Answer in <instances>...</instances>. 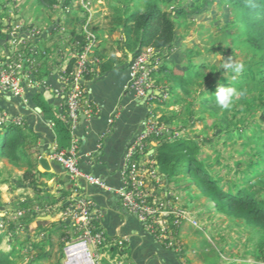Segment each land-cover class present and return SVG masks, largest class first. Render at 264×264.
I'll return each mask as SVG.
<instances>
[{
    "label": "rangeland",
    "instance_id": "obj_1",
    "mask_svg": "<svg viewBox=\"0 0 264 264\" xmlns=\"http://www.w3.org/2000/svg\"><path fill=\"white\" fill-rule=\"evenodd\" d=\"M137 1L145 4L146 0H58L51 8L38 0H0V59H5L9 54L32 55L34 62L30 68L39 74L48 55L45 34L61 30L58 33L68 60L82 42L79 36L80 32L84 36L88 26L86 20L103 17L102 22L109 23L111 19L123 15L128 7L138 12ZM160 4L172 12L177 29L174 45L167 48L168 53L161 58L158 54L160 63L156 69V82L165 88L172 86V90L164 91L157 98L155 118L164 124L169 133L173 132V136L197 140L201 160L220 178L226 189L234 191L239 185H253L260 176H251L257 174L260 166L257 147L251 139L258 133L264 139V122L260 120L264 107V63L257 61L252 49L236 43V36L238 39L241 33L238 32L235 12L227 3H220V0H175L172 3L160 0ZM182 6L188 8L186 16L177 13ZM66 19L67 25L64 24ZM95 31L98 43L100 31L97 28ZM174 51L179 53L176 63L182 67L181 70H186L190 63L210 65L204 69L203 76L188 84V91L174 86L159 70L161 64L166 62L169 68L180 71L168 57ZM229 57L242 61L245 70L238 75L224 73L221 66ZM218 84H231L244 95L236 99L230 109H212L203 104V100L206 97L215 99ZM226 111L230 125L221 120ZM244 125L246 130L242 134L240 129ZM3 135L4 132H0V143ZM17 174L15 169L2 168L0 180H17ZM165 183L163 180V185ZM168 185L171 191L169 196L164 193V186L158 188V195L161 203H168L173 209L171 219L181 210L187 214L178 228L172 229L173 235L170 236L174 244L179 245L178 248L185 246L186 252L191 253L187 262H257V243L261 238L259 228L240 217L218 211L214 202L201 192L188 173ZM19 207L22 206L15 204L10 209L0 208V225L5 223L4 227L0 226L3 235L1 248L6 251L14 249L15 264H63L68 244L81 238L82 232L60 219L50 223L41 218L43 225L33 227L29 218L31 215L36 219L49 213L55 215L56 212L49 208L37 210L33 207L30 208L29 217L26 214L19 216ZM16 221L23 227L15 229ZM33 242L43 245L48 256L37 259L41 249L33 247ZM110 248H92L97 264H102L104 258L116 263L121 261V251L113 254Z\"/></svg>",
    "mask_w": 264,
    "mask_h": 264
},
{
    "label": "crops",
    "instance_id": "obj_2",
    "mask_svg": "<svg viewBox=\"0 0 264 264\" xmlns=\"http://www.w3.org/2000/svg\"><path fill=\"white\" fill-rule=\"evenodd\" d=\"M102 20L103 17L86 20L88 26L84 35L86 31H95L96 28L100 31L96 50L101 61L94 73L83 81L86 95L81 123L76 130L70 131V145L77 141L83 168L102 178L105 186L91 184L85 179L75 182L62 164L51 159V168L46 170L39 161L42 156L49 158L50 153L59 147L55 119H62L66 123L65 72L76 63L75 56L67 60V55H64L65 46L61 43L58 33L61 30L58 29L44 35L48 55L41 72L34 73L32 81L24 83V95H10L0 88V107L13 119L22 118L23 124L20 126L34 137L32 154L23 156L20 165L0 157V169H15L19 175L18 181L5 179L1 182V209H10L20 203H32L35 209L49 205V210L56 212L55 215L49 213L31 220L33 227L40 228L43 224L39 223V219L50 223L59 219L64 221L60 212L65 206L79 198H88L96 206V225L110 237L124 240L121 247L124 251L119 255L122 262L125 260L124 264H190L187 260L191 253L186 252L185 246L178 249L160 241L136 214L121 203L118 189L123 181L126 152L144 130L146 121L157 113L156 100L162 95L152 94L146 99V96H138L129 90L130 63L134 52L126 43L124 19L115 17L106 24ZM64 24H69L67 19ZM156 52L160 58L168 53L167 48L157 49ZM178 54V51H174L168 57L181 70L182 67L176 63L180 57ZM155 89L166 91L158 82ZM37 94L47 103V111L36 102ZM156 146L152 144L150 151L155 153ZM31 158L34 159V166L29 165ZM33 168V179L20 183L24 172ZM160 173L161 180L154 181V184L157 188L164 186V193L169 196L171 191L168 184L172 181L164 178L161 170ZM163 180L166 182L164 185Z\"/></svg>",
    "mask_w": 264,
    "mask_h": 264
},
{
    "label": "trees",
    "instance_id": "obj_3",
    "mask_svg": "<svg viewBox=\"0 0 264 264\" xmlns=\"http://www.w3.org/2000/svg\"><path fill=\"white\" fill-rule=\"evenodd\" d=\"M46 7H52L58 0H38ZM169 3L175 0H166ZM227 3L232 7L237 18L238 32L241 34L236 36V43L245 45L252 49L257 56V61L264 63V0H220V3ZM138 4V12H133L129 7L119 17L124 19V34L126 43L129 49L133 50L135 57L145 46H152L155 49L170 48L174 45L177 26L172 17V12L164 9L160 0H146L145 4ZM181 16L188 14V8L182 6L177 10ZM243 37V38H242ZM242 38V40H239ZM82 42L85 41L84 36H80ZM168 63L161 64L159 70L163 71L173 85L188 91V84L195 78L204 75V69L210 65H197L194 63L188 64L186 70H176L169 68ZM91 76L88 75L87 78ZM172 90V86H167L166 90ZM36 102L44 109L48 110L47 103L42 100L39 95L35 96ZM203 104L208 105L212 109H217L215 99L206 97ZM169 122V119H164ZM221 120L230 125V119L227 111L222 115ZM260 120L264 122V107L260 114ZM56 132L59 139L58 149L67 148L71 142V129L62 119H55ZM247 127V126H246ZM245 125L240 129L241 133H245ZM34 137L28 135L24 128L15 123H11L6 127L2 142L0 143V157H6L12 164L20 165L23 156L32 154ZM257 147V154L260 168L256 170L260 176L255 179L253 185H239L234 191L228 190L221 183L220 178L215 175L201 160L200 145L197 140L173 136V132L169 133L166 130L160 138L154 156L157 160L161 172L169 181L176 179L179 176L189 174L194 179L195 184L210 200L214 202L215 208L225 214L237 216L259 228L260 240L257 243L259 249V257L256 263L245 264H264L259 261H264V139L258 133L257 136L251 139ZM34 159L29 161L30 166H34ZM35 175L34 168L28 169L20 179V183H25L32 180ZM3 180H0V185ZM2 192L0 190V208L3 205ZM22 207L33 208L32 203H21ZM30 216L28 211L26 214ZM30 221L34 218L30 217ZM43 220L39 219L42 225ZM3 235L0 233V264H15L13 258L14 249L6 251L1 248ZM33 247L41 249L37 259L48 256L45 254L43 245L38 242H33ZM113 254L117 251H124L118 246H111ZM237 263V262H235ZM102 264H114L107 258H104Z\"/></svg>",
    "mask_w": 264,
    "mask_h": 264
},
{
    "label": "built area",
    "instance_id": "obj_4",
    "mask_svg": "<svg viewBox=\"0 0 264 264\" xmlns=\"http://www.w3.org/2000/svg\"><path fill=\"white\" fill-rule=\"evenodd\" d=\"M84 38L85 41L79 42V47L74 54L76 57L75 66L65 72L66 123L71 130H76L81 123V113L86 95L83 81L88 75L94 73L96 66L101 61V57L95 49L97 36L94 31H86ZM156 51L157 49L154 47L147 46L131 59L129 90L138 96L145 97L149 90L156 87V69L160 63ZM32 62H34L32 55L24 56L22 54H18V56L9 54L5 59H0L1 90L10 95L23 96L24 83L31 82L35 73L30 68ZM9 120L16 125L23 124L22 118L13 119L0 107V132H4ZM165 131L164 124L155 116L146 121L144 130L126 152L122 170L123 181L118 193L123 207L136 214L160 241L177 248L179 245L174 244L170 238L171 234L173 235L172 229L178 228L179 223L186 219L187 214L181 210L175 214L174 219H171L173 209L168 203L160 202L158 186H155L154 181L161 180V173L154 153L150 151L151 145H157ZM49 158L60 161L75 182L85 179L91 184L105 186L102 178L83 168L76 140L68 149H54ZM47 208L50 209L51 206H47ZM95 208L93 200L79 198L61 210L64 222L82 232L81 238L68 244L63 264H97L92 248L105 249L115 245L121 248L124 245V240L110 237L104 229L96 225ZM37 210H42V208H37ZM28 211L30 208L19 207L17 209L19 216L27 214ZM20 224L19 221H16L15 229L23 227ZM0 226L4 227L5 223ZM78 245H83L84 250L75 251L74 248ZM110 261L114 264H123L122 261L118 263Z\"/></svg>",
    "mask_w": 264,
    "mask_h": 264
},
{
    "label": "clouds",
    "instance_id": "obj_5",
    "mask_svg": "<svg viewBox=\"0 0 264 264\" xmlns=\"http://www.w3.org/2000/svg\"><path fill=\"white\" fill-rule=\"evenodd\" d=\"M245 67L242 61H236L232 57H229L222 63L221 69L224 70V73L230 72L238 75L245 70ZM214 94L215 103L221 110L230 109L234 101L244 95L242 91L231 84L227 86L218 84Z\"/></svg>",
    "mask_w": 264,
    "mask_h": 264
},
{
    "label": "water",
    "instance_id": "obj_6",
    "mask_svg": "<svg viewBox=\"0 0 264 264\" xmlns=\"http://www.w3.org/2000/svg\"><path fill=\"white\" fill-rule=\"evenodd\" d=\"M163 93H164L163 90L151 89V90H149L148 95L146 96V99H148V97L152 94L162 95ZM10 124H11V120L8 121V125H10ZM39 161H40L41 165L43 166V168H45L46 170H49L51 168L52 160L49 159L48 157L42 156ZM55 163L61 164L60 161H58V160H55Z\"/></svg>",
    "mask_w": 264,
    "mask_h": 264
},
{
    "label": "bare ground",
    "instance_id": "obj_7",
    "mask_svg": "<svg viewBox=\"0 0 264 264\" xmlns=\"http://www.w3.org/2000/svg\"><path fill=\"white\" fill-rule=\"evenodd\" d=\"M82 246V247H81ZM77 248H80V249H77ZM74 250L75 251H83L84 250V248H83V245H78V246H76L75 248H74Z\"/></svg>",
    "mask_w": 264,
    "mask_h": 264
}]
</instances>
